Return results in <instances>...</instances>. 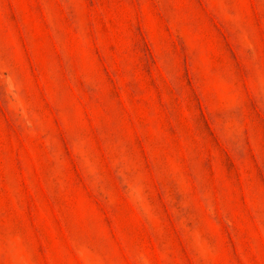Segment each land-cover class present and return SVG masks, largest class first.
Here are the masks:
<instances>
[{
	"label": "rangeland",
	"instance_id": "374dc122",
	"mask_svg": "<svg viewBox=\"0 0 264 264\" xmlns=\"http://www.w3.org/2000/svg\"><path fill=\"white\" fill-rule=\"evenodd\" d=\"M0 264H264V0H0Z\"/></svg>",
	"mask_w": 264,
	"mask_h": 264
}]
</instances>
